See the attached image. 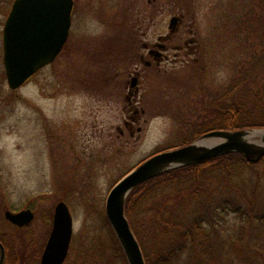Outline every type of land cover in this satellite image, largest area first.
I'll return each instance as SVG.
<instances>
[{
  "label": "rangeland",
  "instance_id": "rangeland-1",
  "mask_svg": "<svg viewBox=\"0 0 264 264\" xmlns=\"http://www.w3.org/2000/svg\"><path fill=\"white\" fill-rule=\"evenodd\" d=\"M77 4L85 11H78L59 57L17 90L5 73L3 30L9 13L0 9V235L16 245L21 264L43 250L61 200L74 218L65 264L86 249L88 264H100L97 252L108 264H125L104 214L115 182L156 151L181 145L207 127L222 103L251 98L264 87V0ZM174 15L184 20L167 42V58L151 66L135 58V50L143 52L140 41L153 43L170 34ZM137 65L143 78L133 101L140 112L127 125L133 115L129 74ZM211 190L220 207L212 222L226 245L245 229L246 237L264 248V225L254 222L246 229L248 199L257 198L256 210L264 207V164L240 165L226 179L216 177ZM26 208L35 212L29 227L17 228L5 218L7 209ZM157 218L155 212L137 224L148 252ZM188 262L186 253L173 264Z\"/></svg>",
  "mask_w": 264,
  "mask_h": 264
},
{
  "label": "trees",
  "instance_id": "trees-1",
  "mask_svg": "<svg viewBox=\"0 0 264 264\" xmlns=\"http://www.w3.org/2000/svg\"><path fill=\"white\" fill-rule=\"evenodd\" d=\"M13 1L0 0L3 14L9 13ZM246 128H264V87L251 98L245 95V99L236 98L222 103L207 127L196 131L186 142L175 147L190 144L210 131ZM163 150L167 149L156 151L152 155ZM262 163L264 164V158L257 163H251L243 155L234 152L171 170L136 187L127 198L126 214L141 244L146 263L173 264L179 262L187 253L188 264H264L262 243L253 237H246L245 229L236 238L237 242L226 245L219 229L212 222L214 213L219 211L220 207L216 205L219 198L214 196L211 190L216 177L226 179L240 165L251 168ZM247 202L250 214L247 220L249 226H246V229L251 230V223L254 222L264 225V207L260 211L256 210L257 198L254 201L248 199ZM226 206L224 205L223 209ZM242 208L238 207L237 211H242ZM155 212L158 213L154 234L156 240L148 252L137 224L142 216L154 215ZM104 214L117 250L124 263L128 264L106 211ZM0 240L5 244V264H21L13 241L3 236H0ZM42 251L36 252L38 257L35 256L23 264H39ZM94 257H99L100 260L97 261L100 264H108L103 260V253L97 252ZM81 260L88 264L87 249L76 253L73 264H78Z\"/></svg>",
  "mask_w": 264,
  "mask_h": 264
},
{
  "label": "water",
  "instance_id": "water-1",
  "mask_svg": "<svg viewBox=\"0 0 264 264\" xmlns=\"http://www.w3.org/2000/svg\"><path fill=\"white\" fill-rule=\"evenodd\" d=\"M74 0H14L3 30V63L12 90L25 85L43 68L53 64L63 51L72 26ZM181 17L169 24L170 34L178 29ZM137 78L132 81V87ZM254 134L255 138H251ZM239 153L251 163L264 158V128L210 131L190 144L160 151L125 174L108 193L105 211L123 248L128 264H147L141 244L126 214V201L140 184L171 170L230 153ZM13 225L29 227L35 212L26 208L5 211ZM74 234V218L69 204L61 200L54 209L50 236L40 264H64ZM0 264L5 262V248L0 242Z\"/></svg>",
  "mask_w": 264,
  "mask_h": 264
},
{
  "label": "flooded vegetation",
  "instance_id": "flooded-vegetation-1",
  "mask_svg": "<svg viewBox=\"0 0 264 264\" xmlns=\"http://www.w3.org/2000/svg\"><path fill=\"white\" fill-rule=\"evenodd\" d=\"M77 1L78 0H74V8H73V12H72V26H71V28L73 27L74 22L77 21L78 11H81V12H82V10L85 11L84 9H82V10L78 9ZM180 17H181L182 20H181L179 26L183 23V20H184L183 15H180ZM179 26H178V28H179ZM70 32H71V30H70ZM161 36H163V35H161ZM161 36H159V40L157 42L155 41L153 43H151V41H148V40L140 41L141 50H143V52H139V51L135 50V52H134L135 54L133 56L135 58H137L140 62H144V64L147 65V66H151L154 60L157 61L158 63H160L163 60H165L167 58L166 52L169 49V46H168L167 42L170 41L173 38L174 33L167 40H164V39L160 40ZM117 74H118V72H117ZM115 76L110 75V78H118V75L116 77ZM129 76L131 77V81L129 82V86L127 84L128 89H129V93H130L128 95V98H129V101H131L130 104L132 106H130V109L133 111V115L130 116L131 121L127 122L126 123L127 125H129L130 123L134 124L137 121L136 116L140 112L139 109L136 106H134V104H135L134 101L137 100V97H138V94H139V90H140V87H141V81H142V78H143V73H142V71L140 70V68L137 65L135 67V70L132 73H130ZM134 78H137V84H136L135 87H132V81H133ZM0 242L3 244V246L5 248L4 242L2 240H0ZM45 246H46V244H45ZM45 246H44V248H45ZM44 248H43V251H44ZM43 251H42V253H43ZM0 256H1V248H0ZM5 256H6V250H5ZM40 259H41V257H40ZM39 263H40V261H39ZM4 264H5V262H4Z\"/></svg>",
  "mask_w": 264,
  "mask_h": 264
},
{
  "label": "bare ground",
  "instance_id": "bare-ground-1",
  "mask_svg": "<svg viewBox=\"0 0 264 264\" xmlns=\"http://www.w3.org/2000/svg\"><path fill=\"white\" fill-rule=\"evenodd\" d=\"M251 138H255V137H254V134L251 136Z\"/></svg>",
  "mask_w": 264,
  "mask_h": 264
}]
</instances>
